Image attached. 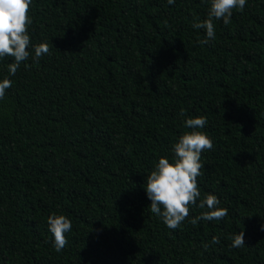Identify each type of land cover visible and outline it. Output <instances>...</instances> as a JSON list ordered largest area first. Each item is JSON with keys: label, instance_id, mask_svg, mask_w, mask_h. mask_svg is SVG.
Wrapping results in <instances>:
<instances>
[{"label": "trees", "instance_id": "trees-1", "mask_svg": "<svg viewBox=\"0 0 264 264\" xmlns=\"http://www.w3.org/2000/svg\"><path fill=\"white\" fill-rule=\"evenodd\" d=\"M209 6L33 0L29 35L50 53L14 76L0 60L12 81L0 100V264H264V0L214 20L201 44L193 23ZM198 116L214 145L200 199L216 195L228 215L193 225L207 211L194 205L172 230L150 211L146 177ZM53 213L72 222L60 252Z\"/></svg>", "mask_w": 264, "mask_h": 264}, {"label": "clouds", "instance_id": "clouds-1", "mask_svg": "<svg viewBox=\"0 0 264 264\" xmlns=\"http://www.w3.org/2000/svg\"><path fill=\"white\" fill-rule=\"evenodd\" d=\"M33 0H0V60L11 57L14 62L8 65V73L14 76L21 63L28 60L39 61L42 56L50 53V43L44 41L32 44L29 26L33 23L31 5ZM169 5L175 0H167ZM247 0H210L208 16L205 20L195 19L193 28L204 29L206 38L199 41L207 44L215 39L214 20H222L224 25L231 23L234 9L243 11ZM32 48V53L29 48ZM51 47L52 44H51ZM27 67V65H25ZM12 87L8 78L0 80V100L5 97L6 89ZM183 115V111L181 112ZM207 124L205 116L188 118L184 125L191 131L181 134L172 145L171 160L161 157L154 169L146 177L144 188L150 200V211L160 217L167 228L176 230L190 216L192 206L207 209L189 222L196 225L199 220H222L228 215L226 208L220 207V201L214 194L205 193L200 199L198 177L204 165L201 154L213 149V141L208 133L202 131ZM200 200L197 205V201ZM48 230L53 238L55 251L60 252L68 243L67 233L72 230V222L65 215L51 214L47 218ZM264 231V225L261 226ZM212 244H219V237H213ZM232 247L245 246L244 232L240 231L232 236ZM207 249L208 245H204Z\"/></svg>", "mask_w": 264, "mask_h": 264}]
</instances>
